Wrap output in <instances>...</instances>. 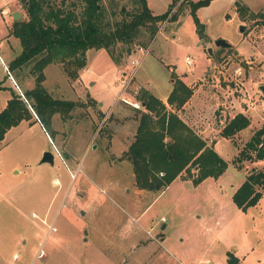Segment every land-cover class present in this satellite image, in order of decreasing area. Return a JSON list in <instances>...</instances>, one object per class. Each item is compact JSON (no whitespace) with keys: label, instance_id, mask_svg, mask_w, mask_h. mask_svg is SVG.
I'll list each match as a JSON object with an SVG mask.
<instances>
[{"label":"rangeland","instance_id":"1","mask_svg":"<svg viewBox=\"0 0 264 264\" xmlns=\"http://www.w3.org/2000/svg\"><path fill=\"white\" fill-rule=\"evenodd\" d=\"M145 1L152 14L169 8L166 16L137 25L109 51L87 48L79 67L68 63L74 77L58 61L42 68L46 91L76 102L65 117L52 114L53 135L36 121L3 130L0 264H225L227 251L240 264H264V187L245 211L231 200L247 171L264 170V158L239 168L233 160L264 113V0H209L195 9L200 35L189 8L195 0ZM98 7L104 20L121 22L140 2L99 0ZM14 11L26 17L19 0H0V83H12L9 73L22 90L34 74L30 64L7 68L20 50L7 33ZM173 77L189 89L179 105L167 99ZM148 93L226 161L221 173L195 182L189 162L162 190L137 183L126 151L140 113L156 117L141 101ZM8 95L0 88V108ZM246 103H254L252 127L220 135L225 118ZM46 150L50 162L40 160Z\"/></svg>","mask_w":264,"mask_h":264},{"label":"trees","instance_id":"2","mask_svg":"<svg viewBox=\"0 0 264 264\" xmlns=\"http://www.w3.org/2000/svg\"><path fill=\"white\" fill-rule=\"evenodd\" d=\"M19 1L26 17L13 19L7 32L16 37L20 44L19 52L8 62L7 68L18 70L30 64L29 71L34 74V85L22 89L24 99L8 88L10 96L0 109V136L6 127L21 119L30 118L31 111L44 129L53 135L50 127L52 114L59 112L65 117L76 102L52 97L41 84L42 68L49 62L58 61L62 63L63 70L74 77L76 69L72 70L68 63L79 67L82 64L81 56L87 48L102 47L109 51L116 41L127 38V33L137 25L164 18L169 9L160 14H152L146 1L139 0L140 10L129 20L117 22L102 18L99 0H80L81 6L74 0H60L58 3L54 0ZM208 2L209 0L189 2L198 35L203 25L199 22L195 9ZM262 23L264 26V18ZM173 82L167 99L170 102L176 99V104L179 105L188 96L189 89L178 78L173 77ZM0 88L5 86L0 85ZM141 101L156 117L152 121L148 112L140 113L135 138L126 151L140 186L162 189L189 162L198 169L193 176L195 182L208 175L215 177L225 169L226 161L212 146L195 135L174 112L167 111L152 94L148 93ZM248 123L249 119L245 114L236 112L222 125L220 135L231 137L247 127ZM165 135L168 136L167 140L163 139ZM263 158L264 121L253 129L233 160L239 168L244 159ZM157 172H161L160 175ZM261 187H264V170L252 167L231 193V200L237 208L245 211L258 201ZM225 264H240V260L233 252L227 251Z\"/></svg>","mask_w":264,"mask_h":264},{"label":"crops","instance_id":"3","mask_svg":"<svg viewBox=\"0 0 264 264\" xmlns=\"http://www.w3.org/2000/svg\"><path fill=\"white\" fill-rule=\"evenodd\" d=\"M153 13V12H152ZM246 81H247V79H246ZM247 83V82H246ZM1 85H3V86H5V89H6V91H7V89L8 88H11V89H13L14 91H16L18 94H22V90L20 89V86L19 85H17L18 86V91L17 90H15L14 88H13V84L11 83V84H8V85H6V84H3L2 82L0 83ZM261 85V84H260ZM259 85V86H260ZM8 92H9V89H8ZM21 94H20V96H21ZM23 95V94H22ZM10 96V93H9V95L8 96H5V99H4V104H3V106L5 105V102H6V99L8 98ZM22 97V96H21ZM23 98V97H22ZM260 101H262V100H260ZM254 104V103H253ZM253 104H251V105H249V103L247 104H245V106L246 107H242V108H239V109H236L235 111H234V113H236V112H242L243 114H245L247 117H248V119H249V123H248V125H247V127H252V126H256V127H259V124L261 123V121H263L264 120V113L263 114H261V119H259L258 120V124L257 125H255V124H253L252 126H249L250 125V114H249V112H248V109L250 108V107H252V105ZM2 106V107H3ZM1 107V108H2ZM0 108V109H1ZM31 113H32V116L30 117V118H28V119H21V120H19L16 124H18L20 121H24L25 123H32L33 121H36L37 123H39L40 125H41V123L39 122V120L35 117V115L33 114V111H31ZM233 113V114H234ZM233 114H231V116L233 115ZM230 116V117H231ZM227 120V118H225V121ZM48 137V136H47ZM261 159H257V161H260ZM255 164H252V166L254 165L255 167H257L258 166V164H256L257 162L255 161L254 162ZM168 186V185H167ZM162 190V189H161ZM171 249H172V247H171ZM171 254L172 255H180L179 253H177V252H174L173 251V249H172V252H171Z\"/></svg>","mask_w":264,"mask_h":264},{"label":"water","instance_id":"4","mask_svg":"<svg viewBox=\"0 0 264 264\" xmlns=\"http://www.w3.org/2000/svg\"><path fill=\"white\" fill-rule=\"evenodd\" d=\"M234 3H235V5H237L239 2L235 1ZM18 16H19V12L18 11H14L13 14H12V18L13 19H17ZM241 29H242V24L239 25V30H241ZM214 44L215 45H219V46H229L230 45V43L227 42L226 40H224L223 38H216L214 40ZM259 88H260V90L262 92V95H263V98H264V83L261 84L259 86ZM0 127H1V125H0ZM52 157H53L52 153L50 151L46 150V151L43 152L42 157H41L40 160L41 161H49L50 162V161H52Z\"/></svg>","mask_w":264,"mask_h":264},{"label":"built area","instance_id":"5","mask_svg":"<svg viewBox=\"0 0 264 264\" xmlns=\"http://www.w3.org/2000/svg\"><path fill=\"white\" fill-rule=\"evenodd\" d=\"M185 61H186V63H189V59H188V58H186ZM133 64L136 65V63H133ZM7 73H8V71H7ZM8 76L10 77L11 82L14 83V85L17 87V85H16L15 80L13 79V77H12L9 73H8ZM126 77H127V76H126ZM20 94H21V93H20ZM21 96L23 97L22 94H21ZM23 99H24V97H23Z\"/></svg>","mask_w":264,"mask_h":264}]
</instances>
